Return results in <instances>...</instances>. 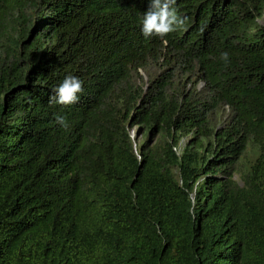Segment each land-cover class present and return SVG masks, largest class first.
<instances>
[{
    "label": "trees",
    "instance_id": "1",
    "mask_svg": "<svg viewBox=\"0 0 264 264\" xmlns=\"http://www.w3.org/2000/svg\"><path fill=\"white\" fill-rule=\"evenodd\" d=\"M149 2L0 0V264H264V0Z\"/></svg>",
    "mask_w": 264,
    "mask_h": 264
},
{
    "label": "clouds",
    "instance_id": "2",
    "mask_svg": "<svg viewBox=\"0 0 264 264\" xmlns=\"http://www.w3.org/2000/svg\"><path fill=\"white\" fill-rule=\"evenodd\" d=\"M176 2L177 0H150L148 10L143 15L141 28L146 40L152 37L165 40L169 34L185 29L187 18L179 15L175 7ZM221 58L227 61L228 54L222 53ZM83 90V82L74 75H68L53 89L54 95L49 98V103L71 106L78 102L79 94ZM56 123L65 130L69 127L66 118L60 115L56 116Z\"/></svg>",
    "mask_w": 264,
    "mask_h": 264
},
{
    "label": "rangeland",
    "instance_id": "3",
    "mask_svg": "<svg viewBox=\"0 0 264 264\" xmlns=\"http://www.w3.org/2000/svg\"><path fill=\"white\" fill-rule=\"evenodd\" d=\"M258 23L261 25V26H264V17L262 18V19H260L259 21H258ZM132 136L135 138L136 136H137V131L136 130H134V132L132 133ZM187 143V139L186 138H184L183 139V144L182 145H184V144H186ZM250 148L251 147H249V150H248V152H247V155H246V157L242 160V164H244L245 166H248V165H250L252 162H253V160H254V155L252 154V151L250 150ZM235 179L240 183V184H242V182H241V180H240V176L237 174V175H235Z\"/></svg>",
    "mask_w": 264,
    "mask_h": 264
},
{
    "label": "built area",
    "instance_id": "4",
    "mask_svg": "<svg viewBox=\"0 0 264 264\" xmlns=\"http://www.w3.org/2000/svg\"><path fill=\"white\" fill-rule=\"evenodd\" d=\"M175 151H176L178 154H180L181 151H182V149H181V148H179V149H175Z\"/></svg>",
    "mask_w": 264,
    "mask_h": 264
}]
</instances>
